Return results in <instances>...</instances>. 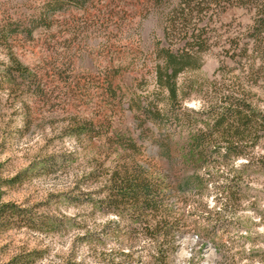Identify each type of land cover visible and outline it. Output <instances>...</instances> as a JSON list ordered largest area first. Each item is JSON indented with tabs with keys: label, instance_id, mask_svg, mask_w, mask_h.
I'll list each match as a JSON object with an SVG mask.
<instances>
[{
	"label": "rangeland",
	"instance_id": "rangeland-1",
	"mask_svg": "<svg viewBox=\"0 0 264 264\" xmlns=\"http://www.w3.org/2000/svg\"><path fill=\"white\" fill-rule=\"evenodd\" d=\"M36 1L0 0V207L13 211L0 217V264H157L158 242L124 234L101 201L120 161L149 160L174 181L192 171L183 158L190 128L176 130L166 161L158 155L157 130L138 122L137 98L155 91L153 45H166L161 10L153 0H92L56 13L50 27L27 37L25 21ZM216 2L204 12L212 16L201 66L178 81L193 82L182 102L194 110L219 103L216 71L236 67L226 52L245 41L254 18L250 6L221 9ZM29 73L36 79L27 80ZM110 79L114 96L106 89ZM244 91L264 112V86ZM120 137L133 140L138 153L130 156L115 143ZM247 153L220 160V168L202 166L220 176L217 182L179 194L175 206L185 229L172 248H161L165 264H264V167L258 164L264 143ZM217 185L231 196L220 198Z\"/></svg>",
	"mask_w": 264,
	"mask_h": 264
},
{
	"label": "trees",
	"instance_id": "trees-1",
	"mask_svg": "<svg viewBox=\"0 0 264 264\" xmlns=\"http://www.w3.org/2000/svg\"><path fill=\"white\" fill-rule=\"evenodd\" d=\"M91 1L37 0L36 11L25 21V35L30 37L36 29L50 27L51 18L56 13L67 8L83 9ZM211 2L212 0H153L161 10L159 17L166 45L161 40L153 45L154 95L138 97L136 100V108L140 112L139 126L150 125L159 134L155 143L160 158L171 161L172 136L183 126L191 129L183 158L192 167V171L180 175L174 181V175L161 173L149 160L137 161L132 158L120 161L108 175L106 196L101 201L107 211L116 216L117 220L111 222L112 225L119 227L123 224L126 231L124 234L134 232L155 244L158 242L157 264H165L166 261L161 248H172L176 236L185 229L179 209L175 206L178 204L179 200L176 199L179 194L183 195L193 188L202 189L220 178L209 171H200L201 167H223L225 161L220 160L244 158L249 150L264 143V112L249 101L244 91L246 85L264 86V0L216 2L223 4L221 9L227 4L250 6L254 10V18L245 34V41L235 44L226 52L227 58L236 67L226 69L227 66L221 65L216 71L220 70L221 80L219 88L214 87L219 103L201 106L197 110L183 106L182 100L188 97L187 92L192 88L193 82L179 84L178 81L185 72L200 68L201 55L209 49L206 20L211 18L212 12L207 14L208 18L204 12L210 10L206 6ZM202 22L205 23L200 25ZM16 30L14 31L17 32ZM236 71L241 77L232 75ZM230 73L232 76L224 82V76ZM25 76L30 81L36 79L35 74ZM34 88L37 94H42V88ZM106 89L111 96L115 95L112 91V79L108 81ZM108 141L112 140L108 138ZM115 143L124 151L130 152V156L138 153L131 139L120 137ZM212 163L213 166L210 165ZM250 164L247 161L239 168L244 169ZM258 164L264 167V155L260 156ZM227 178L228 175H225L224 179ZM216 187L222 188L220 198L228 199L231 196L226 185ZM9 213L13 216L9 205L0 207L1 218ZM158 239H163L164 242Z\"/></svg>",
	"mask_w": 264,
	"mask_h": 264
}]
</instances>
